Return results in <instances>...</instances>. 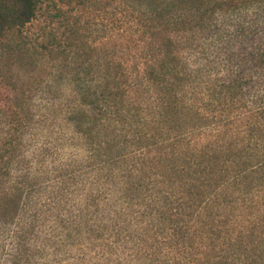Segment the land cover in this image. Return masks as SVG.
I'll use <instances>...</instances> for the list:
<instances>
[{
    "label": "trees",
    "instance_id": "obj_1",
    "mask_svg": "<svg viewBox=\"0 0 264 264\" xmlns=\"http://www.w3.org/2000/svg\"><path fill=\"white\" fill-rule=\"evenodd\" d=\"M40 1L0 0V37L14 32L15 52L44 47L24 31ZM175 1L138 18L193 31ZM212 16L194 25L205 30ZM168 40L149 42L131 71L112 60L71 65L69 91L41 97L42 126L33 114L23 121L17 96L0 107V264H35L27 256L33 232L55 253L63 238L69 249L81 241L115 250L128 233L132 264L234 263L226 233L225 247L215 237L211 208L264 171V90L257 103L241 76L218 80L189 69L183 47ZM131 201L132 233L118 222L131 217ZM47 217L52 240L40 224Z\"/></svg>",
    "mask_w": 264,
    "mask_h": 264
},
{
    "label": "rangeland",
    "instance_id": "obj_2",
    "mask_svg": "<svg viewBox=\"0 0 264 264\" xmlns=\"http://www.w3.org/2000/svg\"><path fill=\"white\" fill-rule=\"evenodd\" d=\"M153 1L41 0L24 31L33 43L44 47L15 52L16 34L8 31L0 37V107L10 105L17 96V104L12 105L17 106L23 121L28 122L33 114V120L42 126L43 117L38 112L45 97H41L69 91L66 74L71 65L84 60H112L131 71L132 62H141L149 42L157 46L168 39L183 47L189 69L218 80L241 76V87L258 103L264 90V0L175 1L178 19L183 25L193 26V31L175 28L159 16L138 18V13L150 10L149 14H154L152 11L159 5L165 8L174 0ZM208 12L213 15L210 26L205 30L196 28L194 24L199 19H208ZM75 60L77 63L71 64ZM27 94L31 99L25 97ZM44 135L39 131V140ZM258 174L260 177L247 184L241 181L240 188L236 182L229 189L230 196L217 197L211 208L216 239L225 247L222 234L226 233L227 244L232 245L228 248L232 264H264V171ZM126 208L124 214L128 212L131 217L125 215L118 222L125 220L132 233V201ZM44 213L45 210L41 215ZM50 222V217L40 220L46 228ZM53 232L59 235V231ZM51 233L47 228L46 238L52 240ZM127 234H120V245L115 250L82 247L81 241L69 249V240L63 238L55 253L50 247L42 248L49 243L33 232L27 256L35 264H132L130 245L124 242L127 237L123 235ZM73 235L77 237L82 232Z\"/></svg>",
    "mask_w": 264,
    "mask_h": 264
}]
</instances>
